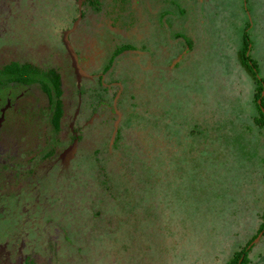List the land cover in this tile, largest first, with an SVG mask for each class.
<instances>
[{
	"label": "rangeland",
	"instance_id": "rangeland-1",
	"mask_svg": "<svg viewBox=\"0 0 264 264\" xmlns=\"http://www.w3.org/2000/svg\"><path fill=\"white\" fill-rule=\"evenodd\" d=\"M81 1L0 0V69L14 59L58 69L64 105L54 137L57 154L44 158L53 139L45 93L38 83L0 85V106L8 97L12 102L0 127L2 263L226 264L252 244L248 259L264 264V234L257 233L264 216V137L253 121L256 85L237 54L248 34L250 57L264 79V0H130L117 22L104 11L90 10L87 21L82 18L77 33L92 43L88 71L107 66L122 37L139 45L144 32L174 43L152 73L134 80L126 75L138 72L133 50L118 57L114 70H106V80L118 78L124 88L117 108L120 129L129 134L126 143L128 136L155 130L148 114L174 137L170 157L167 152L148 156L154 162L146 169L157 177L142 183L143 197L113 199L107 208L92 200L94 179L72 183L61 181V174L93 175L95 144L113 132L111 103L118 85L111 91L93 89L98 103L107 99L109 105L98 107L104 114L85 125L72 160L57 161L71 146L79 93L62 31L78 19ZM131 15L135 20L126 28ZM80 62L85 66L83 57ZM93 85L95 80H81L84 114ZM159 139L165 143L167 136ZM118 155L100 157L112 174L118 172Z\"/></svg>",
	"mask_w": 264,
	"mask_h": 264
},
{
	"label": "trees",
	"instance_id": "trees-1",
	"mask_svg": "<svg viewBox=\"0 0 264 264\" xmlns=\"http://www.w3.org/2000/svg\"><path fill=\"white\" fill-rule=\"evenodd\" d=\"M124 1L126 0H122V2ZM82 2L83 6H89L97 12L104 11L107 14L112 13V11H108L106 8L107 0H82ZM79 9H81V4H79ZM118 16H120V14H118ZM250 44L251 41L248 38V34H245L242 48L237 54L240 64L251 76L256 85L253 94V102L256 104L258 111L257 114L253 116V121L264 137V79L259 75L257 64L250 57ZM113 60L114 57L111 58L110 64ZM0 74L2 76V79H0V85L1 87H5V89L6 86H8L9 89H12L18 86L28 87L36 82L40 83L41 89L45 93L51 105L50 122L53 139L45 145L47 151L43 155L44 158L49 157L52 155V149H54V147L58 144L57 139H54V137L56 136L55 133H57L60 128V122L64 115V105L62 101L63 89L61 86L60 73L54 68L48 67L46 69H40L38 66L28 61L14 59L7 62L4 67L0 69ZM77 91L81 92L82 95L84 93L83 88H77ZM259 99H261V102L258 101ZM139 120H143V118ZM147 120L150 125H154L155 130L145 129L140 134L137 132L132 136H128V143H126L125 136L129 134H124L121 129L118 130L116 136L117 142L114 146V148L118 149L117 153L119 154L117 158L118 172L112 174V171L107 169L105 163L100 158L101 156L104 157L106 155L93 153L92 156L94 163L91 168L92 171H89L93 172L91 177L86 176L82 178L80 174L85 175L83 172H77V174L71 175L72 177L61 174V181L75 183L77 180L84 182L86 179H94L91 195L92 200H94L93 202L96 204L101 205V207L106 208L111 206L110 203H112L111 201L113 199L123 200L126 198H132V201L143 197L141 192L143 189L142 183L145 181L154 182L153 178L157 177V175H153V177H151L146 169L154 162H151L148 156H153V154L155 156L154 148L156 147L158 137L166 135L168 139L169 133L172 132L169 130L167 125L165 127L166 129L162 130L161 124V129L159 128V130L157 128V119L152 118L149 114ZM130 138L131 141H129ZM153 166H155V164H153ZM157 170L160 171L159 168H157ZM53 177L54 176H52V178ZM259 232L264 234V216H262V223L260 224L257 233ZM251 246L252 244H248L247 246L234 252L226 264H251L248 259V252L251 249ZM0 264H3L1 259Z\"/></svg>",
	"mask_w": 264,
	"mask_h": 264
},
{
	"label": "flooded vegetation",
	"instance_id": "flooded-vegetation-1",
	"mask_svg": "<svg viewBox=\"0 0 264 264\" xmlns=\"http://www.w3.org/2000/svg\"><path fill=\"white\" fill-rule=\"evenodd\" d=\"M127 2H128L127 0L124 2H122V0H107L106 8L108 11H112V13L109 12L110 14L106 13L107 16H109L108 17L109 20H111L112 22H117L121 17H123V15H125L126 10H128ZM82 7L83 6H82V1H81V9H79V13H78V15H79L78 18L79 17L80 18H79L78 24L75 27V29L69 33V39H70L75 51L77 52L79 63L82 66L83 70L85 71V75L82 77L81 80H83V79H89L92 81L95 80L97 82V85L90 86V88H89V91L91 93L90 99H92V100H91L90 105H89L90 110H89L88 114H84L85 107H82L84 109L81 110L82 94H81V92L78 93V107H77L76 113L73 116L72 123L70 125V140H71L70 145L73 143L74 139H77V145H78L84 138L83 129H84L85 125H87V123L92 124L96 117L100 118L101 114L102 115L104 114V113H100L98 111V107H100L102 105L103 106L109 105L108 104L109 101L107 99L106 100L102 99L101 102L98 103V100H96L97 96L94 94L92 95L93 89L99 85L102 88L111 91V90H113V88H112L113 85H118L119 89L117 91H115V95L113 96L112 103H111L112 104V112L115 114L112 135L108 140H105L101 144L96 143L95 147H94V152H93V153L108 155L109 153H115L116 151L118 152V149L114 148V146L116 145V142H117L116 136H117L118 130L120 129V124L122 123L121 122L122 114H121V112H119V110L117 108V103H118L119 96H121L122 93L124 92V88L122 87L121 83H119L118 78L113 79V80H108V81L106 80L107 68L114 70L116 63L120 60V58L126 57V56H124V54H126L127 52H131V50L136 51L137 52L136 54H138L137 61H136L138 64L137 65L138 72L135 74H129V75L126 74L127 76H130V77H131V75H133L132 80H134L135 77L136 76L138 77L139 74L143 75L144 73H152L156 69H158L160 58H161V64H160V66H161L163 63V60L166 59V57H165L166 56L165 53H167L166 49L168 47L171 49L172 45H174V43H173V40L168 41V40H166V38L161 39L159 37H154L153 35H149V34L145 35L144 32L141 36V41H140L139 45L136 42V40H130L128 38L122 37L119 39L120 44H116L115 49L113 50V56L111 57V58L114 57L113 62L111 64L109 63L107 66L103 67L101 69V71L100 70L98 72L88 71L87 68H90V66L93 65L92 64L93 63V57H92V54L90 53L92 43L88 39L87 40L85 39V38H88L86 35L81 34V32L77 33V31L79 30L80 22H81L82 18H85V21H87V19L89 18L88 12L90 10H93V11H95V10L89 6H86V9L84 12V11H82ZM51 9L52 8L48 7L46 11H49ZM95 12H97V11H95ZM118 14H120V16H118ZM134 20H135V15H131L130 21H124V26H126V28L127 27L129 28L131 23H133ZM113 25H114V23H113ZM142 26H143V24H141V26H140L142 31H143ZM69 28H71V27L66 28V30ZM64 31H65V29H64ZM64 31H62V32H64ZM74 32H76L77 34L75 33V37L72 40L70 38V36ZM62 36H63V34H62ZM166 43H170V45H168ZM63 44H64V42H63ZM64 47L66 48V51L68 52L65 44H64ZM120 55H122V57ZM69 56H70V54H69ZM81 57L84 58L85 66H83L80 62ZM118 57H120V58H118ZM70 61L72 63L71 56H70ZM60 67H61V65H60ZM40 69H42V68H40ZM57 71L61 75V72L58 69H57ZM36 83H38L40 86L39 82H36ZM36 83H33L26 88H31ZM80 84H81V81H80ZM128 85H129V83L127 84V87H128ZM40 88H41V86H40ZM79 89H82V86ZM7 101L9 102V106H11L12 102H11L9 97L7 98ZM1 109H2V106H0V115H1ZM119 113L121 115L120 118H119ZM50 121H51V119H50ZM50 121H49V128H51V122ZM108 123H109V121L107 119L105 122H103V124L105 126ZM60 125H61V122H60ZM159 126H160V123H159ZM58 131H57V133H58ZM57 133H55L56 136H57ZM172 134H173V132L169 133V137L165 143H163L162 140L159 139L160 136L158 137L156 147L154 148L155 156H158V154L161 155L164 152H167L169 157H170L169 153L173 150L172 148H173V143H174V137L172 136ZM95 139H97V138L95 137ZM56 147H57V145L54 147V149H52V155H50L48 157V159L52 158L55 154H57L55 152ZM65 151L64 152L62 151V154H60V156H59V160H57L58 162L60 161L59 164L61 162H62V164H68L69 161H71L72 158L76 155L77 146H76L74 153L69 157L68 160L63 159L65 156ZM57 166L58 165L55 164V169H59V167L61 165L58 167ZM52 167L54 168V166H52Z\"/></svg>",
	"mask_w": 264,
	"mask_h": 264
},
{
	"label": "water",
	"instance_id": "water-1",
	"mask_svg": "<svg viewBox=\"0 0 264 264\" xmlns=\"http://www.w3.org/2000/svg\"><path fill=\"white\" fill-rule=\"evenodd\" d=\"M79 18L75 21L74 25L71 28L65 30L63 33V41H64V44L66 45L67 50H68V52L72 58V65H73L75 72H76V75H77V80H78L77 87L78 88L81 87L80 81H81L82 77L85 75V71L83 70L82 66L79 63L77 52L75 51V49H74V47H73V45L69 39V33L75 29V27L78 24ZM263 95H264V93H263ZM258 101L261 102V99H259ZM8 107H9V102L7 103V105L3 106L1 109L0 127L3 123V121L5 120V112H6ZM120 116L121 115L119 113V118H120ZM76 146H77V139H74L71 146L65 151V156L63 158L64 160L69 159V157L74 153Z\"/></svg>",
	"mask_w": 264,
	"mask_h": 264
}]
</instances>
